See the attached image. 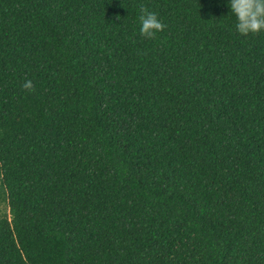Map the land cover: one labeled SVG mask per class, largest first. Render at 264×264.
I'll use <instances>...</instances> for the list:
<instances>
[{"label": "trees", "instance_id": "obj_1", "mask_svg": "<svg viewBox=\"0 0 264 264\" xmlns=\"http://www.w3.org/2000/svg\"><path fill=\"white\" fill-rule=\"evenodd\" d=\"M228 12L0 0V264H264V31Z\"/></svg>", "mask_w": 264, "mask_h": 264}, {"label": "clouds", "instance_id": "obj_2", "mask_svg": "<svg viewBox=\"0 0 264 264\" xmlns=\"http://www.w3.org/2000/svg\"><path fill=\"white\" fill-rule=\"evenodd\" d=\"M228 16L234 18L233 27L239 35L255 34L264 31V0H226ZM139 33L146 38H154L165 28V24L155 11L141 7L138 16ZM32 87L28 80L23 85Z\"/></svg>", "mask_w": 264, "mask_h": 264}]
</instances>
